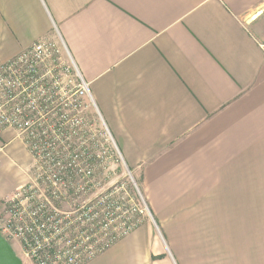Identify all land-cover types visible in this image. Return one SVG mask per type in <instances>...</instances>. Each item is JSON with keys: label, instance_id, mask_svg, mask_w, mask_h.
<instances>
[{"label": "crops", "instance_id": "0c3cea01", "mask_svg": "<svg viewBox=\"0 0 264 264\" xmlns=\"http://www.w3.org/2000/svg\"><path fill=\"white\" fill-rule=\"evenodd\" d=\"M57 37L161 229L85 264H264V0H0V65ZM32 162L0 132V209Z\"/></svg>", "mask_w": 264, "mask_h": 264}, {"label": "built area", "instance_id": "2783aa9c", "mask_svg": "<svg viewBox=\"0 0 264 264\" xmlns=\"http://www.w3.org/2000/svg\"><path fill=\"white\" fill-rule=\"evenodd\" d=\"M60 40L71 60V65L64 67L61 74L54 73V68L39 72L38 64L51 59L56 51V43L51 40L37 41L15 59L0 65V132L8 128L27 130L26 136H22L25 143L36 158L50 162V173L46 176L55 179L47 182L44 194L35 182L28 181L4 203L0 209V235L10 244L12 240H20L36 264H85L134 229L121 231L113 239L94 247L92 244L105 226L97 231L81 224H95L100 211L83 206L75 212L76 216H71L73 213L70 215L61 209L63 189L69 192L76 189L69 186L68 181L91 173L72 167L71 160L79 154L70 151L73 149L69 147L70 139L80 119L75 115L71 117L69 112L79 113L89 102L94 105V100L90 83L82 76L62 38ZM51 148L56 152L50 153ZM90 157L95 156L87 155Z\"/></svg>", "mask_w": 264, "mask_h": 264}, {"label": "rangeland", "instance_id": "374dc122", "mask_svg": "<svg viewBox=\"0 0 264 264\" xmlns=\"http://www.w3.org/2000/svg\"><path fill=\"white\" fill-rule=\"evenodd\" d=\"M51 41L56 43V51L51 59L38 64L39 72L46 73L54 68V73L61 74L64 67L71 65L70 56L60 38L57 37ZM69 114L71 117L75 115L80 119V124L77 129L74 128L76 132L70 139L69 147L73 148L70 151L79 154L78 158L71 160L72 167L90 170L91 173L87 176L78 175L68 181L71 182V185H68L76 189L71 192L63 189L64 195L60 201L61 209L67 214L73 213V215L70 214L71 216H76L75 212H78L79 208L83 206H92V210L100 211L99 219L95 224H81L82 227H92L97 231L100 226H105V229H101L102 234L97 235L96 242L92 244L94 247L113 239L121 231L124 232L130 227L136 229L146 222L154 225L156 234L161 238V229L155 224L153 214L143 194L141 178L122 159L120 149L112 140L96 107L89 102L88 107L79 113L69 112ZM15 131L23 133L22 136L27 134V130L24 129ZM26 145L33 158L29 181L35 182L41 193H47L45 188L47 182L55 180L52 176H46L50 173V162L38 159L39 157L36 158L29 145ZM54 147L55 150L58 149V146ZM55 150L51 148L49 152L55 153ZM87 155L95 157L91 159V157L87 158ZM58 191L60 192L59 189ZM4 210L1 211L2 214ZM11 245L24 264H36L24 250L20 240H12ZM86 254L87 252L84 250L83 255L86 256Z\"/></svg>", "mask_w": 264, "mask_h": 264}, {"label": "water", "instance_id": "95a60500", "mask_svg": "<svg viewBox=\"0 0 264 264\" xmlns=\"http://www.w3.org/2000/svg\"><path fill=\"white\" fill-rule=\"evenodd\" d=\"M0 264H24L12 245L0 235Z\"/></svg>", "mask_w": 264, "mask_h": 264}]
</instances>
